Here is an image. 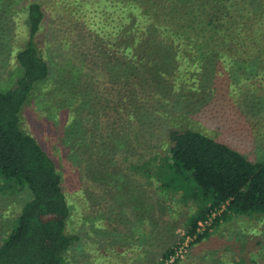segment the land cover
Returning a JSON list of instances; mask_svg holds the SVG:
<instances>
[{
	"label": "trees",
	"instance_id": "trees-1",
	"mask_svg": "<svg viewBox=\"0 0 264 264\" xmlns=\"http://www.w3.org/2000/svg\"><path fill=\"white\" fill-rule=\"evenodd\" d=\"M62 1L78 12L79 31L89 28L78 37V45L100 72L94 80L81 74V67L73 69V82L62 80L65 91L54 97L51 109L53 127L76 164L79 181L88 184L86 190L93 179L106 199L152 201L141 188V174L167 197L173 192V200L193 201L196 209L180 243L188 237L201 239V223L219 211L222 216L264 213V160L253 161L200 130L164 123L179 113L191 117L199 108L200 115L203 109L197 101L206 97L220 99L217 90L208 95V73L230 77L235 66L241 71L239 81L264 78V0H97L95 5ZM124 12L128 15L122 18ZM135 12L142 17L135 18ZM44 19L42 5L31 3L27 41L10 48L17 76L0 89V188L4 194L30 193L11 232L0 242V264H62L80 238L68 227L71 207L60 164L24 126L27 106L52 73ZM82 77L94 81L92 87L84 89ZM79 102L76 121L73 112ZM262 103L264 98L258 105ZM88 108L98 111V123L91 121ZM157 113L164 140L146 161L135 162V128H150ZM123 160L134 177L114 165ZM82 192L94 198L92 191ZM176 246L155 264H165Z\"/></svg>",
	"mask_w": 264,
	"mask_h": 264
},
{
	"label": "rangeland",
	"instance_id": "rangeland-1",
	"mask_svg": "<svg viewBox=\"0 0 264 264\" xmlns=\"http://www.w3.org/2000/svg\"><path fill=\"white\" fill-rule=\"evenodd\" d=\"M87 1L95 5L97 0ZM31 3H40L45 12L42 33L52 73L45 88L37 91L27 106L24 126L58 161L63 173L64 190L71 207L68 227L80 238L62 264H155L162 261L169 247L176 245L178 249L165 264H264V213L227 212L222 216L223 212L219 211L201 223L199 232H205L201 239L188 237L180 243L196 209L193 201L173 200V192L167 197L141 174L137 175L141 188L152 196V201H127L123 196L106 199L99 183L93 179V186L86 190L88 184L79 181L76 164L60 143L51 112L54 97L65 91L60 84L62 80L73 82V69L81 67V71L84 70L81 74L88 73L94 80L100 74L92 56L82 54L79 48L78 37L89 32V28L79 31L78 12H71L62 0H0V89L11 85L17 76L10 48L22 46L27 41V11ZM136 11H141L138 6ZM140 14L135 12V18L142 17ZM127 15L124 12L122 18ZM232 72L230 77L217 72L215 78L208 73V95L217 90L220 99L209 96L202 102L197 101L203 109L200 115L199 108L191 117L179 113L174 115L172 122L166 118L164 123L200 130L238 149L253 161L264 160V103L258 105L264 98V78L256 80L248 76L239 81L237 75L241 71L234 66ZM82 79L84 89L92 87L94 81L88 79L91 81L88 84L86 77ZM49 91V97L41 102V97ZM189 97L195 96L191 92ZM80 106L81 102L77 108L73 106L76 121ZM97 112L95 108L86 110L92 115L91 121L96 123ZM159 113L152 117L151 124H154L150 128L147 124L135 128L139 132L136 144L131 145V159L135 162L146 161L164 140ZM147 129L156 132L152 136ZM114 165L133 177L136 175L125 160ZM82 190L92 191L94 198H88ZM29 198L28 190L4 194L0 188V242L11 232Z\"/></svg>",
	"mask_w": 264,
	"mask_h": 264
}]
</instances>
